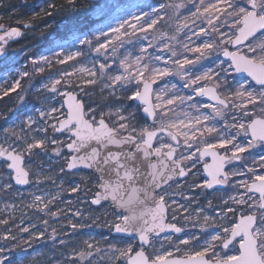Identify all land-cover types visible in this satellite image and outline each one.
I'll return each instance as SVG.
<instances>
[{"label": "snow or ice", "instance_id": "snow-or-ice-1", "mask_svg": "<svg viewBox=\"0 0 264 264\" xmlns=\"http://www.w3.org/2000/svg\"><path fill=\"white\" fill-rule=\"evenodd\" d=\"M68 2L74 4L75 0ZM48 7L53 8L55 5L48 4ZM112 7L103 5L96 12L104 16L106 10ZM133 7L138 10L120 9L125 17H131V22L122 18L119 26L112 28L111 32L116 34L117 40L125 26L131 28L132 36L137 32L142 33V36L137 37L139 55L121 54L117 65L115 41L107 39V32L97 29L99 36L95 43L86 37L79 40L81 45L86 46L84 49L68 51L62 59L57 54L60 64L75 61L78 57H91L93 60L92 67L82 66L72 73L61 72L60 78L51 80V87L43 85L48 92L65 97L61 108H57L55 103L48 110L33 105V110L39 112L38 121L24 103L25 97L20 96L22 106L15 111L10 110L12 115L8 120L13 121L12 129H3L5 138L0 143V158L10 170L3 188L11 189L12 180L17 185L29 184L30 172L24 166L25 155L30 157L34 149H46L50 142L57 146L53 148L54 154L65 157L69 174L76 175L83 169L89 170L83 183L85 187L93 185L87 188V192L92 193L91 204L100 207L108 204L113 209L115 220L107 223L109 229L131 237L124 242L123 247L109 244L111 255L107 257L96 244L85 240L86 247L74 250L72 258L64 264H76L77 260L86 259L88 264H93L97 256L100 257V264H104L105 258L108 264H264V154L256 152L253 155L250 152L257 147L264 152V0H199L193 5L195 11L188 10L189 15L183 18L169 17L177 22L175 33L170 36L165 31L151 37L148 33H156L157 25L165 21L168 13L165 11L162 16V10H179L184 7L183 2L160 4L158 8L151 4ZM144 8L150 11H144ZM41 11L44 9L41 8ZM197 20L206 22L207 27L197 25ZM24 26L31 27L30 24ZM225 27L228 31L222 30ZM185 29L191 35L185 32L188 43H181L180 46L183 52L196 54L194 59L183 55L174 44L166 42L177 41L178 34ZM0 31V57L6 58L5 45L14 37L21 36V32L14 27L4 29L3 25H0ZM123 35L129 33L125 31ZM100 37L105 38L104 42H100ZM229 46L233 50H229ZM150 48L154 50L152 53H149ZM219 52H222L225 61L216 64L215 60H211L215 68L204 67L203 62ZM165 53L170 55L164 58ZM160 62L163 66H159ZM32 63L37 73L45 71L44 64L50 66L48 57L43 55L38 60L33 59ZM77 72L82 74L79 84L73 80ZM233 72L244 74L251 83L246 86L236 81L235 88L222 96L219 89H232L228 75ZM22 75L28 76L29 72L25 71ZM84 75L88 78L83 79ZM171 76H178L184 81L183 88L188 89L190 94L174 92L169 97L165 78ZM158 81L164 82V87L153 89ZM98 84L103 85L100 103L92 100L86 87H81ZM59 85L68 89L79 87L87 99L79 98L72 90L61 93ZM17 87L19 81L11 89L4 90L3 95L7 96L9 91H15ZM171 87L175 89L176 85L172 84ZM104 92L108 93L106 99L103 98ZM193 94L207 97L214 103H191L188 107L194 109L196 114L186 112L183 113L185 119H180L175 114L176 106L192 101ZM125 97L133 103L125 105L122 99ZM52 99L51 96L45 97L43 102L47 104ZM65 105L66 113L62 111ZM201 107L211 109V112L201 113ZM106 108L109 109L107 112L104 111ZM141 109L143 116L140 115ZM149 118L152 120L151 126L147 124ZM17 120L20 121V132L23 134L15 131ZM220 121H223L222 126H219ZM41 122L45 125L42 128L39 126ZM25 125L27 132L24 131ZM48 128L52 129L51 137L47 134ZM33 131L37 135L43 132L44 138L33 136L29 142L28 133ZM64 132L70 133V142L67 144L58 141L55 136V133ZM160 134H166L172 142L162 139ZM241 134L246 138L245 143L237 142ZM62 147L68 149L67 154L61 151ZM217 149L225 153L230 151L231 155H221ZM246 153L251 158V164L242 155ZM209 155L213 163L204 164V171L209 178L203 184L194 181L193 186L212 190L214 186L225 185L232 194L221 200L222 207L216 216L203 214L197 208V215L202 216V220L183 217L185 221L191 220L193 227H198L201 234L210 235L211 239L205 240L206 246L188 255L187 259L170 258L173 253L167 250L160 253L155 243L161 233L184 231L183 227H178L167 217L171 211V220L176 221L178 215L188 212V207L171 199L167 189L173 185L180 188L181 181L194 174L193 169L199 160ZM233 161H238L239 165L234 166L232 171L226 170L225 166L231 165ZM60 171L64 172L65 168L61 167ZM31 175H36V183L39 184V173ZM234 177L243 179L233 182ZM80 191V183L71 188V192ZM56 199V196H52L44 203V197L37 195L34 203L28 207H36L55 217L57 212L51 211L49 204ZM41 204L43 207H40ZM208 206H212L211 201ZM74 215L80 213L77 211ZM7 223L6 219H0V224ZM47 223L45 220L44 224ZM76 227L72 225L73 229ZM209 229L216 231L209 232ZM19 231L28 232L29 228L21 227ZM3 239L15 240L16 237L11 236L9 230ZM164 239L171 241L172 237L166 235ZM199 239L196 235H189L187 239H180L179 243L187 245L190 240ZM60 243L64 244V241ZM176 250L179 251V248ZM4 252L5 248L0 246V264H16V258L10 259L8 255H3Z\"/></svg>", "mask_w": 264, "mask_h": 264}, {"label": "rangeland", "instance_id": "rangeland-1", "mask_svg": "<svg viewBox=\"0 0 264 264\" xmlns=\"http://www.w3.org/2000/svg\"><path fill=\"white\" fill-rule=\"evenodd\" d=\"M182 2L184 7L180 8L179 10H175L173 8L162 10L160 15H165V11L168 13V15L165 17V21H162L160 25H157L156 33H152L151 31L148 33L149 37H151L152 35L158 34L161 31H165L170 36L175 33L177 22L174 19L170 20L169 17L179 16L180 18H183L184 16L189 15L190 13L188 10L190 9L195 11L193 5L199 3V0H94V2H90L91 5L89 11L92 14L93 24L89 28H85L82 31H75L71 29V31L66 34L65 39H52L50 44L39 46L38 48L34 49L33 54H26L25 52L19 53L18 50L11 51L7 47V57L2 61V63L6 64L7 66L5 70L0 72V102L5 105L4 109L0 111V143H3L5 138L3 129H12L13 121L8 120V117L12 115L10 110L15 111L17 108L22 106L20 102V96L25 97L24 103L27 104L30 114H33L34 118L39 121V112H35L33 110V105L48 110L53 103H55L57 108H61L64 101L63 96L48 92L43 87V85L47 84L49 87H51V80L60 78L61 72L67 71L72 73L75 71V69H78L82 66H93V60L91 57H78L75 61H68L66 64H60L57 62V54H60L59 58L62 59L64 58V54L68 51L84 49L86 46L81 45L79 40L85 39L86 37L93 40L95 43L96 37L99 36L97 29H102L104 32L109 34L107 39L115 41L117 52L114 54V56L117 58L118 65V60L122 58L121 54H131L132 56L139 55L140 45L137 43V37L143 35L142 33L137 32L135 36H132L131 28L125 26V29H121L119 39H116V34H113L111 29L118 27L122 18H127L131 22V17H125L124 12L120 9L127 8L135 12L138 9L133 6L137 4L141 6L144 4H151L153 7L158 8L160 4L175 5ZM48 4L55 5V0L38 1L35 5L27 9V13L30 15H39L44 12L50 13L54 7L49 8ZM103 5H112L113 7L111 9H107L106 14L101 16L96 12V9ZM41 8H43L44 11H41ZM144 11H150V9L144 8ZM1 20L2 16L0 15V25L5 26ZM66 22H69V20H64L59 23L52 21L51 24H57L58 27H63ZM141 23H143V19L141 20ZM196 23L197 25L207 27L206 22H202L201 20H197ZM169 25H171V27H169ZM189 27L191 28L192 25L189 24ZM222 30L228 31L226 27ZM125 31H127L129 35H123ZM185 32H188V34L191 35L188 29H185L183 32L178 34L177 41L166 42L174 44L179 52L183 53V55L188 56L189 58L194 59L196 54L183 52V49L180 46L181 43H188V41L185 39ZM192 39L196 40L195 37H192ZM205 39H207V37H205ZM104 40V37H100V42H104ZM199 42L200 41H197V43ZM144 43L147 44L148 41L145 40ZM59 45H63V47H60ZM153 51V49H149V53H152ZM156 54L160 53L157 52ZM221 54L222 52H219L211 57L208 61H204V67L215 68V64H212L211 60H215L216 64H219L220 62L224 61L221 58ZM41 55L48 57L50 66L48 64H44L43 66L45 71L43 73H37L34 70L35 66L33 65L32 61L33 59L38 60ZM169 55L170 53H165L164 58H167ZM159 66H163V63L160 62ZM224 66L226 67L227 64ZM25 71L29 72L28 76L22 75V73ZM81 75L82 74L77 72L73 77V80H75L77 84L80 83ZM87 78L88 77L86 75L83 76V79ZM215 79L216 78L214 76L213 80L215 81ZM16 81H19V87H17L15 91H9V94L4 96V90L11 89ZM165 81L168 82L169 92L167 95L169 97L174 92L181 95L190 94L188 89L183 88L184 81L180 80L178 76L167 77L165 78ZM228 81L232 84V89H228L226 87L219 89L222 96L235 88L236 81L243 82L246 84V86L247 83H251L249 79L238 77L234 72L228 75ZM172 84L176 85L175 89L171 87ZM94 86L95 85H81V87H86L87 91L91 95L92 100L100 103L102 101L101 89L103 85L98 84L97 88L93 90ZM153 86L154 89L163 88L164 82L158 81L157 84ZM209 86H212V84L209 83ZM58 89L61 93L72 90L79 98L87 99V97H84V94L80 91L79 87L75 89H68L64 85H59ZM107 95L108 93L104 92L103 98L106 99ZM49 96L53 97V99L45 104L43 102L44 98ZM122 99L125 105H130L133 103L132 101H128L126 97ZM154 100L155 95H153V101ZM191 103H197L199 105L211 104L206 102L203 97H196L193 94L192 101H188L183 105L176 106V116H178L180 119H185L183 113L187 112L190 115H195V110L188 107V105ZM93 106L95 107L96 105L94 104ZM108 110L109 109L107 108L104 109L105 112ZM62 111L66 113L64 107L62 108ZM200 111L201 113L208 114L211 112V109L201 107ZM124 114L127 115V113ZM235 114L238 115V113ZM60 118L63 119L62 116ZM15 123L18 125L15 131H17L18 134H23L20 132V121L17 120ZM229 123H231L230 119ZM147 124L151 126L148 121ZM222 124L223 121H220L219 126H222ZM39 126L42 128L45 125L43 122H41ZM24 131L27 132L26 125L24 126ZM47 134L49 137L53 135L51 128H48ZM232 134L235 135L236 132L233 131ZM28 135L29 142H31V138L33 136H35L37 139H41L44 138L45 134L40 132L37 135V133L33 131L28 133ZM55 136L58 141H63L64 144L70 142V133L68 132H64L63 134L55 133ZM161 137L162 139L167 140L164 135H161ZM10 142L11 141L9 140V143ZM237 142L245 143L246 138H244L241 134L237 137ZM54 147L57 146H54L49 142L46 146V149H34L33 155L30 157L25 155V168L30 172L31 183L23 189L15 186L13 180L10 181L12 184L11 189L5 190L3 188L4 183L8 180L7 173L9 170L7 169L6 164H3V161L0 158V219H6L8 221L7 225L0 224V246L5 248L3 255H8L10 259L16 258V264H64L66 260H70L72 258V253L74 250L79 251L86 247L84 244L85 240L96 244L102 249L105 257H107V255H111L109 244L123 247L124 242L131 239L113 236L111 234L112 230L109 231L107 223L113 222L115 220L113 209L108 205L98 208H95L91 205L92 193H88L87 188H92L93 185L88 184L87 187H85L83 183L89 172L81 171L76 175L66 173L65 171L61 172V167H66L65 157H57L53 152ZM181 147L183 146L181 145ZM194 150L195 149L193 148L192 151ZM61 151L65 154L68 153L65 147H62ZM186 152L187 150H185V153ZM250 152L253 155L256 152L264 154V152H262L259 147L254 150H250ZM229 154L231 155L230 151ZM242 155L248 159L249 164H251V158L249 157V154L246 153ZM198 165L199 164L197 163V167L195 168L196 171L191 176L190 183L186 187H183V184L180 188H176L175 185H173L171 188L167 189V192L171 199H174L178 204H183L186 207H188L189 201L183 199L182 197L189 198L191 194H194L198 200H202L203 202V204L198 207L202 210L203 214L216 216L215 212H218L222 207L221 200L227 199V196L231 195L232 193L229 191L228 186L222 190H215L213 192H208L206 189L194 187V181L196 184H203L204 180H206L202 177V170L198 167ZM238 165L239 162L233 161L231 165L227 166L226 170L232 171L234 170V166ZM253 166L255 167V165ZM32 173H39V184L36 183V175H31ZM49 177H51V179H49ZM238 179H243V177H234L233 182ZM77 183L81 184V191L76 193L71 192V188ZM37 195L44 197V203H47L52 196L57 197L53 203L49 204V208L51 211L57 212V216L52 217L46 212L39 211L36 207H28L29 204L34 203V197ZM209 201H211V207L208 206ZM40 207H43V204H41ZM77 211L80 213V215H74V213ZM182 216H191L192 220H202V216H198L197 211L194 213L189 209L188 212L178 215L177 218L181 217L183 219ZM45 220L48 221L47 225L44 224ZM181 222L184 223V225L188 228V232L181 238L176 239V241L173 239L171 241H167L164 239V237L157 240L155 247L160 251V253H163L165 250L171 251L173 254L176 252L193 253L195 251H200L202 247L206 246L204 243L205 240L211 239L210 235L205 236L200 233L198 227H193L191 220L185 221L183 219ZM73 224L77 226L75 229L72 228ZM21 227H28L29 231L21 232L19 231ZM53 229L56 231L53 232ZM9 230L10 235L16 237L15 240L3 239L5 235L9 234ZM208 231L215 232L216 229H209ZM41 233H43V235H41ZM189 235H196L200 237V239L199 241L190 240L189 244L187 245L179 243L180 239H187ZM53 237H55V239H53ZM60 241H64V244H61ZM62 245H67L70 249L68 251H64L60 247ZM21 246H24V249H22V251H20L18 254H15L16 249ZM38 247H41V249H38ZM55 248H57V252H55ZM177 248H179V251L176 250ZM25 251L30 252L28 254H23L22 252ZM76 264H88V261L87 259L83 261L77 260ZM93 264H100L99 256L96 257ZM104 264H108L106 258Z\"/></svg>", "mask_w": 264, "mask_h": 264}, {"label": "trees", "instance_id": "trees-1", "mask_svg": "<svg viewBox=\"0 0 264 264\" xmlns=\"http://www.w3.org/2000/svg\"><path fill=\"white\" fill-rule=\"evenodd\" d=\"M9 1L10 3L5 6L0 0L1 22L8 28L17 27L23 29L22 36L9 45L8 48L11 51L18 50L19 53L33 54L34 49L50 44L52 39H65L66 34L71 29L82 31L93 24L92 14L89 11L91 3L86 0H75L74 4H70L68 0H55V7L50 12V15H48L49 12L30 15L24 9L15 10L13 8L17 5L18 0ZM64 20H69V22H66L63 27L51 24L52 21L59 23ZM25 24H30L31 27L23 28ZM6 66V64L0 62V72L5 70ZM96 88L97 85L93 87V90ZM4 106L0 102V111L4 109ZM64 247L65 251L70 249L69 247Z\"/></svg>", "mask_w": 264, "mask_h": 264}, {"label": "flooded vegetation", "instance_id": "flooded-vegetation-1", "mask_svg": "<svg viewBox=\"0 0 264 264\" xmlns=\"http://www.w3.org/2000/svg\"><path fill=\"white\" fill-rule=\"evenodd\" d=\"M38 1H43V0H18V2H17V5L13 8V9H15V10H18V9H24L25 10V12L27 13V9L28 8H30L31 6H33V5H35ZM87 2H88V0H86ZM2 2H3V5H5V6H7L9 3H10V1L9 0H2ZM7 14V13H6ZM28 14V13H27ZM4 29H9L8 27H6V26H4ZM1 33H2V31H0ZM164 136H165V138L169 141V142H172L168 137H167V135L166 134H163ZM219 150V149H218ZM219 152V154H221V155H229L230 156V154H229V152H227V153H225L224 151H222V150H219L218 151ZM209 162V159H205V160H203V161H201V160H199V162H198V167L202 170V165L203 164H205V163H208ZM235 162H238V161H235ZM227 166H229V165H226V169H227ZM196 170L195 169H193V173L195 172ZM191 176L192 175H189L188 177H187V179L186 180H182L181 181V184H183V187H186L189 183H190V180H191ZM30 178H31V176H30ZM226 187V186H225ZM209 192V191H208ZM213 192V191H212ZM187 201H189L188 203L190 204V205H192L193 206V210H194V212L197 210V208L198 207H200V205L202 204V200H198L197 198H196V195H194V194H191L190 195V197H189V199L187 200ZM217 214V211L215 212V215ZM171 216H172V213H171V211H169V213H168V220L170 221V222H173V223H177V226L178 227H183L184 228V232H183V234L181 235V236H175V235H173V234H170L171 235V237H172V239L174 240V241H176V239H178V237L179 238H181L182 236H184L187 232H188V228L184 225V223H182L181 221L183 220L181 217H178L177 218V220L176 221H172L171 220ZM183 217V216H182ZM166 235H164V236H160V238H163V237H165ZM159 238V239H160ZM137 242V241H136ZM138 243V242H137ZM64 251H65V247L64 246H60ZM66 247H68L67 245H66ZM8 248V247H7ZM22 249H24V246H21V247H18L17 249H16V253L15 254H18L20 251H22ZM38 249H41V247H38ZM56 250H55V252H57L58 250H57V248H55ZM149 251H151V249L149 250ZM30 251H25V252H22L23 254H28ZM192 253H178V252H176V253H174L173 255H172V257H174V256H177V257H188V255H191Z\"/></svg>", "mask_w": 264, "mask_h": 264}, {"label": "water", "instance_id": "water-1", "mask_svg": "<svg viewBox=\"0 0 264 264\" xmlns=\"http://www.w3.org/2000/svg\"><path fill=\"white\" fill-rule=\"evenodd\" d=\"M88 1H94V0H88ZM20 30V29H19ZM20 32H21V30H20ZM0 34H2L1 32H0ZM21 35H22V32H21ZM21 36H19V37H14L13 39H11V40H9V42L7 43V45H5V47L6 46H8L11 42H15V41H17L19 38H20ZM229 50H233L232 48H231V46H229ZM221 58H222V60H224L225 61V57L223 56V54L221 55ZM4 59V57H0V60H3ZM236 75H238L239 77H245L244 76V74H239V73H235ZM247 78V77H246ZM250 79V78H249ZM153 89H154V87H153ZM76 95V94H75ZM204 99H205V101L206 102H208V103H214V101H210V100H208V98L207 97H203ZM64 99H65V97H64ZM138 103V102H137ZM63 105H64V101H63ZM64 109H65V111L67 112V106L65 105L64 106ZM141 113H142V115H144L143 114V112H142V110H141ZM148 122L150 123V124H152V120L149 118L148 119ZM57 134H61V133H57ZM65 149L67 150V152H68V149L65 147ZM218 151V150H217ZM2 159V158H1ZM205 159H209V162L207 163V164H209V165H211L212 163H213V158H212V156H206V157H204L203 158V160H205ZM203 160H201V161H203ZM24 163H25V160H24ZM225 168H226V166H225ZM81 171H83V172H89V170L88 169H83V170H81ZM202 171H203V173H202V177L204 178V179H208L209 177L207 176V173L204 171V164L202 165ZM65 172L66 173H68V171H67V169H66V167H65ZM80 172V171H79ZM13 183H14V185L15 186H17L18 188H21V189H23V188H26L29 184H27V185H17V184H15V181L13 180ZM225 188V185H217V186H214V189H212V190H209V189H207L208 191H214V190H221V189H224ZM106 205V204H105ZM108 205V204H107ZM94 207H96V208H98V207H100V206H97V205H93ZM184 232V231H183ZM183 232H181V233H168V232H164V233H161L160 234V236H164V235H170V234H173V235H175V236H181L182 234H183ZM112 235L113 236H120V237H124V238H131V237H129V236H127L126 234H117V233H115L113 230H112ZM170 258H175V259H187V257H170Z\"/></svg>", "mask_w": 264, "mask_h": 264}]
</instances>
